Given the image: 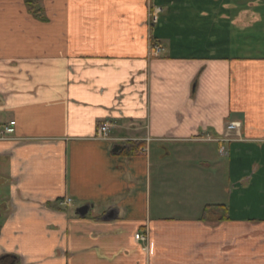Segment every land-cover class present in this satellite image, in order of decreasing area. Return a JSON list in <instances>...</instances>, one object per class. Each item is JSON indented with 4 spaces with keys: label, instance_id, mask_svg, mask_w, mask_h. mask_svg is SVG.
Segmentation results:
<instances>
[{
    "label": "crops",
    "instance_id": "0c3cea01",
    "mask_svg": "<svg viewBox=\"0 0 264 264\" xmlns=\"http://www.w3.org/2000/svg\"><path fill=\"white\" fill-rule=\"evenodd\" d=\"M11 120L0 264H264V0H0Z\"/></svg>",
    "mask_w": 264,
    "mask_h": 264
},
{
    "label": "built area",
    "instance_id": "2783aa9c",
    "mask_svg": "<svg viewBox=\"0 0 264 264\" xmlns=\"http://www.w3.org/2000/svg\"><path fill=\"white\" fill-rule=\"evenodd\" d=\"M159 12H160L159 7H152L149 10L148 17H147V23L149 25H154L158 21ZM149 45H150V53L155 56L158 55L159 52L161 51V47L156 44H149ZM14 125H15V121L13 120L8 121L7 123H0V136L2 137L4 135L12 134L14 131ZM239 126H240L239 122H230L226 126V128L227 130H232V129L239 128ZM110 129H111V125L109 122L104 121V122L99 123L98 128H97V136L101 139H107ZM218 151L221 155L225 154L224 146H220ZM69 202H70V199L67 198L61 203L63 204V203H69ZM134 238L140 241L146 240V236L141 233H135Z\"/></svg>",
    "mask_w": 264,
    "mask_h": 264
},
{
    "label": "trees",
    "instance_id": "16d2710c",
    "mask_svg": "<svg viewBox=\"0 0 264 264\" xmlns=\"http://www.w3.org/2000/svg\"><path fill=\"white\" fill-rule=\"evenodd\" d=\"M135 147H137L136 144H135V145L130 144L129 147H128V149H127L128 153H131V152H132L131 150H132L133 148H135ZM212 206H214V207H218V208H222V209H225V208H224V207H225L224 205H206V206L204 207L203 210H206V208H210V207H212Z\"/></svg>",
    "mask_w": 264,
    "mask_h": 264
},
{
    "label": "rangeland",
    "instance_id": "374dc122",
    "mask_svg": "<svg viewBox=\"0 0 264 264\" xmlns=\"http://www.w3.org/2000/svg\"><path fill=\"white\" fill-rule=\"evenodd\" d=\"M178 4H181V6H183L184 5V3L183 2H178ZM177 4V5H178ZM164 6H166L167 8H169L168 7V4H167V2H164ZM181 6H178V7H181ZM178 7H176V6H174V7H172V8H169L170 9V11H172V10H174V9H178V10H182V11H184V9L183 8H178ZM163 12H164V10H163Z\"/></svg>",
    "mask_w": 264,
    "mask_h": 264
},
{
    "label": "water",
    "instance_id": "95a60500",
    "mask_svg": "<svg viewBox=\"0 0 264 264\" xmlns=\"http://www.w3.org/2000/svg\"><path fill=\"white\" fill-rule=\"evenodd\" d=\"M86 206H82L80 209H78V212L80 213V214H83L85 211H86Z\"/></svg>",
    "mask_w": 264,
    "mask_h": 264
}]
</instances>
